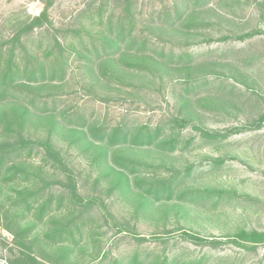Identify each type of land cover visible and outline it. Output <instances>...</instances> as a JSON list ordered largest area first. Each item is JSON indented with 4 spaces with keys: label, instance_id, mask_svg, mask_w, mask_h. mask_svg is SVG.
<instances>
[{
    "label": "rangeland",
    "instance_id": "1",
    "mask_svg": "<svg viewBox=\"0 0 264 264\" xmlns=\"http://www.w3.org/2000/svg\"><path fill=\"white\" fill-rule=\"evenodd\" d=\"M42 2L0 0V42ZM51 18L17 59L42 118L0 100V143L60 159H27L28 212L2 184L0 264H264V0H56Z\"/></svg>",
    "mask_w": 264,
    "mask_h": 264
},
{
    "label": "trees",
    "instance_id": "2",
    "mask_svg": "<svg viewBox=\"0 0 264 264\" xmlns=\"http://www.w3.org/2000/svg\"><path fill=\"white\" fill-rule=\"evenodd\" d=\"M43 9L41 12L34 17H30L26 21H22L18 23V31L14 34L12 39L2 40L0 42V100L3 102H19L20 106L24 108V112H26L29 116L31 112H34L32 114V117L35 118H42L41 115H38L36 112L39 111L38 108L32 109V106H35V103L38 102V97L40 96L38 93L31 97L27 91L32 90L31 87H29L26 84H23L21 79L28 78L29 75H27V72H23L21 70V66L18 63L17 59L21 55L20 53V47H21V40L22 37L26 33L33 32L37 29H42L44 27H50L53 26V21L51 18V10L53 6L56 3V0H43ZM122 31V30H120ZM122 36V32L119 34V38ZM252 37V33L244 34L240 37H237V40L240 42L245 41L246 39H249ZM7 44V50H4L6 48ZM145 41L139 44V50L144 51L145 50ZM135 46V41L131 40L128 43V48L132 49ZM109 47H116L117 50L119 49L118 42H115L114 40L110 42ZM48 57L52 56V51L47 52L46 54ZM143 58H147L144 56ZM61 65V73H57L55 70V67L58 66V64ZM52 64V71L50 74L51 81H53L56 78H59L61 75H65L64 67L67 66V64L63 61H61L59 58H56L54 61L51 62ZM130 68L137 67V68H146L151 69L146 65L144 62L140 64H133V63H126ZM41 78L45 80L46 73L43 70V67H41ZM33 77V76H32ZM51 92L47 95L48 97L51 96ZM42 96V95H41ZM24 101H27L28 103L25 104ZM33 110V111H32ZM36 110V111H35ZM42 110V109H41ZM26 115V114H25ZM264 117V116H263ZM264 119H262L263 121ZM138 136L137 138H139ZM141 137L139 138V140ZM151 140V137L149 136L148 141ZM43 147L46 151L45 157L43 158L44 163L50 162L51 160L55 159L58 160L56 162H59V155L52 149V146L49 141H39L38 143L26 139V137H21L20 140H16L15 142H2L0 143V191L3 189L2 184L7 185L10 184L12 187H18L20 191V197L15 201L16 208H20L21 204H24V210L26 212L30 211L40 200V194L36 191H32L30 188L31 186H34L35 179L31 176L29 173L30 170L24 165L27 163V159L30 158L35 152V150L39 151V148L37 146ZM163 146H167L170 150L175 149L174 141H167L163 143ZM166 148V147H165ZM42 167L40 166L39 169ZM55 168V166H54ZM37 176V175H36ZM19 181V182H18ZM32 184V185H31ZM220 193V192H218ZM47 209L46 205H43L40 207L39 212V219L43 217L45 210ZM19 210V209H17ZM242 238L246 241L251 242H258L259 240H263L259 237L257 233H246L242 232ZM186 239L195 244V245H202L207 243L208 240L205 238H201L196 235L187 234ZM242 239V240H243ZM264 241V240H263ZM212 246L217 248L220 245H222L221 241H213ZM27 261H22L19 259L15 262V264H39L38 260L35 257H32L30 255H27Z\"/></svg>",
    "mask_w": 264,
    "mask_h": 264
}]
</instances>
